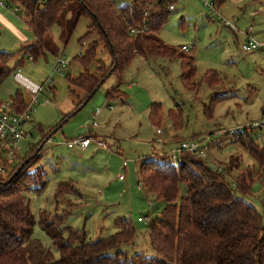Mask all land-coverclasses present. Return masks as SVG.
Segmentation results:
<instances>
[{
    "label": "rangeland",
    "instance_id": "obj_1",
    "mask_svg": "<svg viewBox=\"0 0 264 264\" xmlns=\"http://www.w3.org/2000/svg\"><path fill=\"white\" fill-rule=\"evenodd\" d=\"M110 1L117 10L133 4V0ZM175 5L176 10L171 12L159 37L178 54L194 58L197 68L195 90L183 85L182 62L178 57L138 56L121 77L120 99L107 101L108 91L120 83L116 75L108 76L89 102L68 117L79 103L76 95L83 96L82 92L69 85L68 76L73 79L80 76L83 67L75 58L97 39L93 37L83 45L80 43L92 21L83 18L75 23L77 5L65 15L61 25L51 31L59 57L48 53L47 58L37 62L26 58L19 68L23 77L42 86L43 91L25 127L27 134L21 142L19 160L15 161L13 169L18 166L20 157L24 159L33 146L42 142L44 135L38 127L43 128L45 135L52 130V137L41 145L38 164L31 169L32 172L39 168L45 170L46 188L36 192L35 187L31 186L24 195L37 220L33 237L51 248L57 259L58 251L52 247L51 239L38 223L41 210L58 215L71 212L66 217L64 227L85 230L91 243L117 233V219L125 218L136 228L137 237L134 243L124 246L122 250L129 257L135 254L158 257L151 247L148 226L159 217L165 203L142 189L137 175L141 164L154 159L155 154L167 155L185 140L205 143L213 136L216 141L214 153L219 160L211 153L210 156L222 168L220 163L228 162L232 157L240 158L244 167L256 166L255 160L233 137L216 135L222 130L245 127L263 119L264 0H225L216 6L222 20H218L210 8H205L202 0H177ZM12 12L13 17L7 19L18 29L19 35L29 37L23 10L12 8ZM226 21L234 23L236 31L226 27ZM251 30L260 47L246 52L243 45L247 43V31ZM0 33V52L18 54L23 42L12 33V27L6 30L0 26ZM61 36L69 39L67 45ZM182 46L189 48L188 53L181 50ZM59 58H65L68 63L63 77L55 73ZM20 59L21 54L16 55L10 66H15ZM98 59L107 66L111 63L109 54L102 47ZM98 68L97 63L90 70L94 74ZM209 70L219 74L223 80L220 86L210 88L201 83L204 73ZM51 77L53 82L50 85ZM18 91L23 93L30 107L31 95L16 82L14 74L0 88V105L12 103V97ZM72 91L76 94H72ZM216 98L220 100L215 103L213 118H210L205 110ZM154 103L162 104L165 112L161 128L152 126L149 121L150 108ZM171 110L182 116L184 124L181 132L174 131L168 115ZM91 127L112 150L101 149L88 155L76 154V149L68 148V142L85 136L86 128ZM158 129L165 134L163 141L167 145L164 144V147L156 142ZM259 134L258 141L262 145L264 131ZM171 138L173 140L169 143L168 139ZM92 147L95 149L97 144L93 142ZM233 175L228 179L230 182ZM120 176L123 180L119 179ZM70 180L76 183L77 192L69 193L66 199H57L55 193L58 184ZM185 193L186 186L181 184L180 196H185ZM244 199L255 207L264 220V175L256 178L251 196Z\"/></svg>",
    "mask_w": 264,
    "mask_h": 264
},
{
    "label": "trees",
    "instance_id": "obj_2",
    "mask_svg": "<svg viewBox=\"0 0 264 264\" xmlns=\"http://www.w3.org/2000/svg\"><path fill=\"white\" fill-rule=\"evenodd\" d=\"M224 1L219 0L217 5ZM5 2L9 7L23 10L32 39L21 44L18 52L21 59L15 66L11 67L10 62L18 54L0 52V88L24 65L26 58L37 62L49 54L59 57L51 31L61 25L65 15L76 5L75 23L83 18L92 21L80 43L83 45L93 37L97 39L75 58L83 67L80 76L76 79L68 76L69 85L83 94L76 95L79 103L68 117L89 102L108 76L116 75L120 83L108 91L107 101L120 99L121 77L138 56L178 57L182 62L183 85L189 90L196 88L194 58L178 54L159 37L171 14L169 0H133L132 6H123L118 10L110 0ZM131 29L140 33L131 36ZM61 40L67 45L69 39L61 36ZM101 47L109 54V66L98 59ZM97 63L99 68L93 74L90 68ZM201 83L214 88L220 86L223 80L216 71L209 70L204 73ZM72 94L76 92L72 91ZM219 100L214 99L206 108L208 117L213 118L215 103ZM27 103L21 91L12 97L16 113L27 111ZM168 115L174 131L181 132L184 124L182 116L173 110ZM149 121L156 128L162 127L165 121L162 104L151 106ZM38 130L44 135L42 142L33 146L24 159L20 157L18 166L8 176L0 175V264H264L263 216L244 199L251 196L256 178L264 175V136L262 145L252 134L235 140L255 160V167H244L240 158L232 157L228 162L220 163L224 170L221 173L214 171L206 160L190 154H184L179 164L160 153L141 164L137 171L138 184L165 203L159 217L148 226L151 247L157 258L141 254L129 257L122 250L134 243L137 237L136 228L125 218L117 219V233L91 243L85 230L64 227L71 212L58 215L41 210L38 223L51 239L52 247L58 251L57 259L51 248L33 237L37 220L24 195L31 186L36 192L46 188L45 170L39 168L32 172L31 169L40 160L43 141L49 140L53 134H50L51 130L45 135L40 126ZM232 175L233 181L230 182L228 179ZM181 184L186 186L183 197L180 196ZM73 192L75 186L72 180L62 181L58 184L55 197L66 199Z\"/></svg>",
    "mask_w": 264,
    "mask_h": 264
},
{
    "label": "built area",
    "instance_id": "obj_3",
    "mask_svg": "<svg viewBox=\"0 0 264 264\" xmlns=\"http://www.w3.org/2000/svg\"><path fill=\"white\" fill-rule=\"evenodd\" d=\"M171 3L169 5V11L176 10L177 0H169ZM205 8H210V11L216 14L218 20H222V16L219 15L216 10V6L219 0H202ZM0 6L7 7L5 0H0ZM226 27H229L231 30L236 31V25L231 22H224ZM140 31L131 29L130 35L137 36ZM247 43L243 45V50L246 52H252L259 49L260 45L254 40L252 36V30L247 31ZM182 51L188 52L189 48L182 46ZM68 66L65 58H59L58 64L55 68V73L63 77L65 75V70ZM15 80L26 88L32 96V104L27 111L23 113H16L12 103L5 106L0 105V175L10 174L13 170L15 161L19 158V151L21 150V142L24 139L27 132L25 127L28 125V122L33 113V107L37 104L38 96L42 92L43 87L36 85L28 81L25 77L22 76L21 70L18 69L14 75ZM53 79L50 78V85L52 84ZM264 131V115L263 119L260 122H256L245 127H238L235 129H228L220 131L216 136L224 137L231 136L234 140H238L241 136L246 134H252L253 137L258 140L260 137V132ZM162 130H157V139L156 142L161 144L164 147L162 138ZM213 136L209 137L205 143L197 141H183L179 144L178 148L171 151L167 154L173 161L181 163L182 156L184 154H190L194 157L206 160L212 167L214 171L224 172L223 168L210 156V146L213 145L216 141L213 140ZM91 144V139L88 136L85 137H76L70 142H68L69 148L79 147L81 149H86ZM99 146L104 150H112L105 142H99ZM161 156L166 154L160 153ZM122 180L123 177H120ZM142 221V219H139Z\"/></svg>",
    "mask_w": 264,
    "mask_h": 264
},
{
    "label": "crops",
    "instance_id": "obj_4",
    "mask_svg": "<svg viewBox=\"0 0 264 264\" xmlns=\"http://www.w3.org/2000/svg\"><path fill=\"white\" fill-rule=\"evenodd\" d=\"M12 8H15V7H9L8 6V8L7 7H2V6H0V26H2L4 29H6L7 30V27H12V33H14L19 39H21L22 40V42H26V41H29V40H31V36H30V34L28 33V35H29V37H27V36H23V35H19L20 34V32L18 31V29L7 19V17H13V15L12 14H14V15H16L15 14V12H12ZM11 12H12V14H11ZM1 34V33H0ZM30 61H32L31 59H29ZM67 68H68V66H67ZM66 68V69H67ZM28 80V79H27ZM29 81V80H28ZM17 82V81H16ZM37 85V84H36ZM54 89V88H53ZM43 91V90H42ZM30 93V92H29ZM30 95H31V93H30ZM31 98H32V96H31ZM110 105V103H108V106ZM31 106H32V104H31ZM262 113H264L263 111H262ZM75 115V114H74ZM264 115V114H263ZM86 129H88V131H86V135L85 136H88L90 139H91V144L89 145V147L88 148H86V149H81V148H79V147H74V148H69V149H71V150H75L76 149V154H88V155H91V154H94L95 152H97V151H101V149H103V148H101L100 146H99V142H105L104 140H101L99 137H98V135L96 134V133H94L93 131H95L94 130V128H86ZM84 135V134H83ZM165 134H164V132H163V134H162V138H163V136H164ZM85 136H78V137H85ZM169 140V143H170V141H172L173 139L171 138V139H168ZM183 141V140H182ZM93 142H95L96 144H97V147L94 149L92 146H93ZM107 143V142H106ZM164 143L167 145V142L166 141H164ZM108 144V143H107ZM214 145V144H213ZM213 145H211L210 146V153H211V155L214 157V158H216L217 160H219L216 156H215V153H214V147H213ZM172 150H174V149H172ZM94 157L96 158V154L94 155ZM138 171V170H137ZM120 177H122V176H120ZM120 179V178H119ZM121 180V179H120ZM123 180V179H122ZM73 183H74V186H75V192H73V193H76L77 191H76V183L74 182V181H72Z\"/></svg>",
    "mask_w": 264,
    "mask_h": 264
},
{
    "label": "water",
    "instance_id": "obj_5",
    "mask_svg": "<svg viewBox=\"0 0 264 264\" xmlns=\"http://www.w3.org/2000/svg\"><path fill=\"white\" fill-rule=\"evenodd\" d=\"M262 49H260V51H261ZM87 104V102H85V104H84V106Z\"/></svg>",
    "mask_w": 264,
    "mask_h": 264
}]
</instances>
